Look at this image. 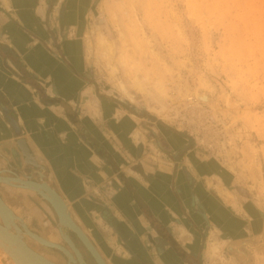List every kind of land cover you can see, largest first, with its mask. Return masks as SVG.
<instances>
[{
  "label": "crops",
  "instance_id": "0c3cea01",
  "mask_svg": "<svg viewBox=\"0 0 264 264\" xmlns=\"http://www.w3.org/2000/svg\"><path fill=\"white\" fill-rule=\"evenodd\" d=\"M56 5L0 0V176L32 180L15 166L23 161L16 141L24 139L108 264H218L214 250L235 256L264 237V203L222 181L219 162L82 77L81 49L61 42ZM151 145L158 157L147 152Z\"/></svg>",
  "mask_w": 264,
  "mask_h": 264
},
{
  "label": "rangeland",
  "instance_id": "374dc122",
  "mask_svg": "<svg viewBox=\"0 0 264 264\" xmlns=\"http://www.w3.org/2000/svg\"><path fill=\"white\" fill-rule=\"evenodd\" d=\"M47 1L60 11L61 42L78 41L82 77L190 137L201 156L220 163L222 181L264 203V0ZM133 139L139 143L137 132ZM0 190L27 216L17 190ZM240 246L235 256L214 250L218 264H264V251L255 252L264 237ZM0 264L13 263L0 252Z\"/></svg>",
  "mask_w": 264,
  "mask_h": 264
},
{
  "label": "water",
  "instance_id": "95a60500",
  "mask_svg": "<svg viewBox=\"0 0 264 264\" xmlns=\"http://www.w3.org/2000/svg\"><path fill=\"white\" fill-rule=\"evenodd\" d=\"M16 145L20 153L19 156H21L23 159L21 164L15 165H18L19 167H16V169H18L19 173L30 175L29 178H31L32 180L33 175L36 176V180L28 181V186L30 187V189L33 190L34 196H37L46 201L51 211L53 210L52 212L55 217L56 228L61 237L63 236L62 238L70 245L73 253L76 256V259L67 249L60 245L52 244L50 246L55 247L59 249L62 253H64L67 258V264H89V259H91L94 264H108L105 259L101 257V255L98 253V251L96 250V246L93 244L90 238L88 239L87 236L84 234V232L82 231L83 229L80 228V226H78L74 221H72L70 217L71 214H69L70 211L68 209V213L61 195L48 182L47 175L45 173V167L35 161L34 157L32 156L31 150L27 146L25 140L22 138L18 139L16 141ZM16 159L19 160L20 158ZM1 179L2 178L0 177V184L4 183L3 181H1ZM4 211L7 212V216L10 215L14 217L12 211L9 210V208L6 206V204L0 197V221L3 224H0V252L6 254L13 264H25V259L31 261V263L29 264H54L45 259L43 256H41L34 250H32L31 248H29L26 244L27 242L25 236H22L21 239L17 236H14L11 230H18L19 227L16 224H11V227L9 228L10 231L5 230L8 221L10 220H7L9 218L3 214ZM19 218V221L23 226V230L27 232L28 235L33 239L45 244V241L42 238L30 232L26 228V221L20 216ZM68 232L73 233L81 241L83 247L90 255L89 258L85 259V256H83L78 250V248L74 246V244L70 241L69 237L67 236ZM41 240L44 242H41ZM16 246L21 247V252L17 253L13 249V247Z\"/></svg>",
  "mask_w": 264,
  "mask_h": 264
},
{
  "label": "flooded vegetation",
  "instance_id": "af4514ba",
  "mask_svg": "<svg viewBox=\"0 0 264 264\" xmlns=\"http://www.w3.org/2000/svg\"><path fill=\"white\" fill-rule=\"evenodd\" d=\"M6 175L9 174L6 173ZM18 176L27 178L30 175H26L18 172ZM33 180H36V178L33 177ZM0 186L6 187L4 184L3 185L0 184ZM9 189L15 191L18 190L19 193V197L17 198L18 203L20 205V208L27 213V216L25 214H21L20 212H17V210L14 207L12 206L10 207L18 216L25 219L28 230L36 235L45 238L48 241L54 242L64 247L73 254L71 248L69 247V244L59 234L56 228L54 214L51 211V209L48 207V205L44 203L37 196H32L29 194L24 195L22 191H21L22 193H20L19 189L15 187H9ZM0 197L6 203L9 202L8 198L3 195V192L1 190H0ZM67 235L70 241L74 244V246L78 248V250L83 256H85V252L87 251L83 247L81 241L71 232H68ZM25 239L27 245L31 249L45 256L50 261L55 262L57 264H67L66 256L59 249L43 246L37 243L33 238H31L28 235H25Z\"/></svg>",
  "mask_w": 264,
  "mask_h": 264
},
{
  "label": "bare ground",
  "instance_id": "6f19581e",
  "mask_svg": "<svg viewBox=\"0 0 264 264\" xmlns=\"http://www.w3.org/2000/svg\"><path fill=\"white\" fill-rule=\"evenodd\" d=\"M197 98H199L200 100H208L209 98L206 96V95H201V96H199V97H197ZM210 100V99H209ZM208 100V101H209ZM2 179H1V181H3L4 183H2V184H7V185H10V186H14V187H18V188H23V189H27V190H30V191H32L33 192V190L32 189H30V187L28 186V181H32V180H21V179H19V178H16V177H14V178H10V177H4V176H0ZM63 202H64V200H63ZM64 205H65V207H66V209H67V211H68V207H67V205H66V203L64 202ZM7 206V205H6ZM8 207V206H7ZM9 208V207H8ZM9 210H11L10 208H9ZM12 211V210H11ZM12 213H13V215H14V217H12V216H7V212H3V214L5 215V216H7L9 219H7V220H10V221H8V224H7V227L5 228V230H8V231H10L9 230V228L11 227V224H16L19 228H18V230L17 231H14V230H11V232L14 234V236H17L18 238H20L21 239V237L22 236H25V235H28V233L27 232H25L24 230H23V226L21 225V223H20V221H19V217L12 211ZM68 213H69V211H68ZM70 214V213H69ZM70 217H71V215H70ZM71 219H72V217H71ZM15 220H17V221H15ZM72 221H74L73 219H72ZM75 222V221H74ZM76 223V222H75ZM0 224H2V223H0ZM3 225V224H2ZM25 226H26V224H25ZM4 228V227H3ZM26 228H27V226H26ZM28 229V228H27ZM83 231V230H82ZM31 232V231H30ZM33 233V232H32ZM85 234V233H84ZM86 235V234H85ZM29 236V235H28ZM39 236V235H38ZM68 236V235H67ZM87 236V235H86ZM40 238H42L41 236H39ZM63 237V236H62ZM32 238V237H31ZM88 238V237H87ZM44 241H42L41 240V242H44L45 244H43V243H40L39 241H37V240H35L36 242H38V243H40L41 245H43V246H46V247H52V246H50V245H52V244H56V243H54V242H51V241H48V240H46V239H44V238H42ZM89 239V238H88ZM40 240V239H39ZM49 242V243H48ZM27 244V243H26ZM11 246H13V245H11ZM28 246V245H27ZM29 247V246H28ZM69 247H70V245H69ZM30 248V247H29ZM53 248H55V247H53ZM71 248V247H70ZM13 249L18 253V252H21V247L20 246H16V247H13ZM33 250V249H32ZM72 250V249H71ZM97 250V249H96ZM36 252V251H35ZM70 252V251H69ZM73 252V251H72ZM38 253V252H37ZM71 253V252H70ZM99 253V252H98ZM39 254V253H38ZM72 254V253H71ZM100 254V253H99ZM41 255V254H40ZM42 256V255H41ZM72 256L76 259V256H75V254L73 253L72 254ZM44 257V256H43ZM102 257V256H101ZM30 258V257H29ZM45 259H47L46 257H44ZM48 260V259H47ZM48 261H50V260H48ZM50 262H52V261H50ZM29 263H31V261H29L28 259H25V264H29ZM52 263H54V262H52ZM54 264H56V263H54Z\"/></svg>",
  "mask_w": 264,
  "mask_h": 264
},
{
  "label": "trees",
  "instance_id": "16d2710c",
  "mask_svg": "<svg viewBox=\"0 0 264 264\" xmlns=\"http://www.w3.org/2000/svg\"><path fill=\"white\" fill-rule=\"evenodd\" d=\"M237 190H238V188H237ZM239 190H241V189L239 188Z\"/></svg>",
  "mask_w": 264,
  "mask_h": 264
}]
</instances>
